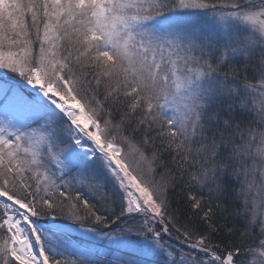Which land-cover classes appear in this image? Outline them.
<instances>
[{"label": "snow or ice", "instance_id": "6c2138e0", "mask_svg": "<svg viewBox=\"0 0 264 264\" xmlns=\"http://www.w3.org/2000/svg\"><path fill=\"white\" fill-rule=\"evenodd\" d=\"M257 228L264 0H0V264H264Z\"/></svg>", "mask_w": 264, "mask_h": 264}, {"label": "trees", "instance_id": "16d2710c", "mask_svg": "<svg viewBox=\"0 0 264 264\" xmlns=\"http://www.w3.org/2000/svg\"><path fill=\"white\" fill-rule=\"evenodd\" d=\"M251 73L249 72V75H250ZM229 79H231V77H229ZM259 80H258V77L256 78V79H254V80H251V81H249L250 83H253V84H256L257 82H258ZM117 143L119 144L120 143V141L119 140H117ZM125 150H127V147L125 146ZM164 159L165 160H169L170 161V156L167 154V153H165V155H164ZM187 178V177H186ZM189 192V189L187 188V187H180V186H178L176 189H175V192H174V194H171V199H172V207L173 208H176L178 205H182V204H184V202L185 201H187V193ZM81 211L83 212V209H81ZM228 225L229 226H231V224H232V220L231 219H229L228 220ZM243 224V221L242 220H239V221H237L236 222V226L237 227H240L241 225ZM226 233H222L221 235H225ZM256 234H257V237H258V239L256 240V244H258L257 242L259 241V231H258V229H256ZM73 235H74V237L76 236L74 233H73ZM79 238V237H78ZM219 239H220V237L218 236L217 237V241H219ZM246 242L247 243H252V237H248V238H246Z\"/></svg>", "mask_w": 264, "mask_h": 264}, {"label": "rangeland", "instance_id": "374dc122", "mask_svg": "<svg viewBox=\"0 0 264 264\" xmlns=\"http://www.w3.org/2000/svg\"><path fill=\"white\" fill-rule=\"evenodd\" d=\"M259 82V81H258ZM257 82V83H258ZM131 158V157H130ZM258 229V228H257ZM258 231H259V229H258ZM76 236L75 237H79V234L78 233H74ZM260 239H264V238H260ZM258 244H259V241L257 242ZM258 244H257V251H259L260 249H259V247H258Z\"/></svg>", "mask_w": 264, "mask_h": 264}]
</instances>
